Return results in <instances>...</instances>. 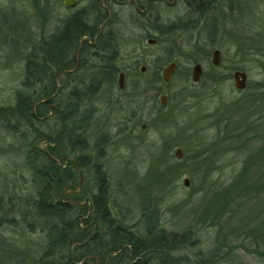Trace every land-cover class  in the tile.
<instances>
[{"label":"rangeland","instance_id":"374dc122","mask_svg":"<svg viewBox=\"0 0 264 264\" xmlns=\"http://www.w3.org/2000/svg\"><path fill=\"white\" fill-rule=\"evenodd\" d=\"M64 1L0 0V108L14 105L32 47L48 39L60 22L87 7L91 0H76L74 9L65 8ZM152 7V16L144 18L130 4L111 5V22L105 28L119 45L123 88L99 94L92 103L96 115L86 129L89 146L95 135L105 134L109 139L100 162L109 184L112 211L116 214L127 209V225L139 231L147 190L158 200L161 228L174 233L189 229L196 236L197 246L181 255L192 259L198 251L207 255L218 249L216 254H220L223 247L226 258L218 264H264V257L249 252L253 246L240 234L245 227L258 223L251 221V215L247 217L251 212L244 206L228 204L223 191L249 154L250 139L243 133L246 121L251 124L252 120L246 105L251 100L247 98L264 99V0L234 1L235 12L223 11L219 18L212 46L202 27L159 35L181 20H187L189 27L199 26L195 18H189L192 7L183 2ZM148 40H154V45L147 44ZM215 50L220 53L217 68L211 66ZM170 56L176 70L164 84L156 75L161 78L166 65L158 73L155 67ZM196 64L201 65L202 73L199 82L193 84ZM235 72L246 75L243 91L234 87ZM46 78L44 74L38 91V105H44L46 114L37 118L35 127L54 143L41 142L37 148L48 154L50 149L56 150L58 177L68 188L70 177L75 175L68 169L72 160L60 143L65 126L45 105L55 97L58 107L66 105L69 91L79 90L78 77H59L57 88H50ZM161 96L166 98L165 106L160 105ZM76 135L79 133L74 132ZM32 137L28 127L17 128L0 120V197L4 201L13 196L35 197L42 188L35 168L45 166L46 161L31 156ZM176 150L181 152V160L176 159ZM85 176L78 175L75 190L64 188L54 194L74 206L86 205L88 200L83 195L88 194L91 184L90 180L85 182ZM184 179H188V187L183 185ZM1 210L0 264H35L45 244L40 222L35 224L7 212L5 207Z\"/></svg>","mask_w":264,"mask_h":264},{"label":"trees","instance_id":"16d2710c","mask_svg":"<svg viewBox=\"0 0 264 264\" xmlns=\"http://www.w3.org/2000/svg\"><path fill=\"white\" fill-rule=\"evenodd\" d=\"M234 1L195 2L188 14L190 19H196L199 26L191 24L189 27L187 20H181L167 26L163 32L159 31V35L202 27L210 39L209 46H212V39L218 35L219 18L223 11L227 14L235 12ZM105 20L107 16L99 0H91L87 7L65 19L51 37L34 45L27 55L21 89L15 96L13 106L0 108V120L12 122L17 128L28 127L32 132L34 144L30 154L34 155L33 158L39 157L46 161L45 166L35 168V176L42 188L39 187L36 196L31 198L13 196L4 201L0 197V211L5 207L7 212L29 218L35 224L40 222L39 229L45 234V244L35 264H218L226 258V251L221 252L223 247L220 254H216L218 249L216 253L207 255L198 251L192 255V259L181 255L197 246L196 236L189 229L174 233L161 228L158 200L152 198L146 189L139 231L127 225V209L123 212L119 210L116 214L112 211L109 184L100 162L102 149L110 144L109 139L105 134L95 135L89 146L86 129L97 112L92 103L102 91L110 94L117 91L116 78L122 72L118 66L119 45L116 37L106 32L98 35L97 32L98 26ZM93 39L94 45H90ZM171 62V56L165 57L164 62L155 67L156 73L162 65ZM72 70L73 74L68 76L78 77L79 90L72 89L66 95L69 106L63 104L59 107V113L52 109L57 122L65 126L60 143L63 144L65 155L72 160L68 169L75 175L70 177L71 184L65 188L63 180L58 177L59 168L52 159L57 160L56 150L50 149L47 155L37 148L41 142H54L39 132L35 124L38 117L46 114L44 105H38L42 76L47 75L48 86L54 88L57 74ZM156 76L159 82L160 75ZM247 99L251 100L246 105L252 120L251 124L246 121L243 133L250 139L249 154L240 166L241 171L223 191L228 204L244 206L243 209L251 212L247 217L251 215V221L258 223L245 227L240 234L253 246L249 252L264 257V99L262 101L260 96L256 100H252L251 96ZM74 132L79 135L74 137ZM93 151L95 153L91 154ZM81 173L87 175L85 182L90 180L91 184L88 194L83 195L88 200L86 205L74 206L57 198L54 192L77 188L78 175Z\"/></svg>","mask_w":264,"mask_h":264},{"label":"flooded vegetation","instance_id":"af4514ba","mask_svg":"<svg viewBox=\"0 0 264 264\" xmlns=\"http://www.w3.org/2000/svg\"><path fill=\"white\" fill-rule=\"evenodd\" d=\"M199 1L203 2V1H209V0H99L101 9L107 15V20L103 21V23H101L98 26L97 32H98V35L103 33V32H105V28H107L108 24H110V22H111V9H110V6L111 5L120 6V5H128V4H130V5H132L134 7V10L138 14V16L147 18V16L151 17L152 14H153V7L152 6L154 4H158V3L159 4H162V3L174 4V3H177V2H183V3H185L187 5L188 8H190L192 6V4H194L195 2H199ZM74 8H72V9H74ZM60 25H61V22H60ZM60 25H59V27H60ZM59 27L54 31V33L59 29ZM44 40H46V38ZM94 42L95 41L93 39L89 44L90 45H94ZM76 58H77V54H76ZM73 72H74V70L67 71V72H61V73L57 74V76L55 77V81H54L55 88H57V84L55 82L59 80V77L68 76L71 73L73 74ZM121 74H123V73H121ZM123 77H124V75H123ZM54 94H56V93L54 92ZM55 98H53L54 100H50V102H48V100H47L48 104H46L45 106H46L47 109H51V110L54 109L55 112L59 113V107H58V104L57 105L55 104ZM49 146L53 148L54 145L52 146V144H51ZM44 152H45V154L48 155L47 151H44ZM52 159H53V161L57 162V160L55 158H52Z\"/></svg>","mask_w":264,"mask_h":264},{"label":"water","instance_id":"95a60500","mask_svg":"<svg viewBox=\"0 0 264 264\" xmlns=\"http://www.w3.org/2000/svg\"><path fill=\"white\" fill-rule=\"evenodd\" d=\"M75 6H76L75 0H65L64 1V7L67 9H72ZM154 43H155L154 40L147 41V44L149 45H154ZM219 61H220V53L218 50H215L212 53L211 66L213 68H217L219 66ZM175 70H176V65L174 63H170L169 65L163 68L161 72V80L164 84L169 83V81L171 80V78L173 77L175 73ZM143 71L144 69H141V72ZM201 73H202L201 65L196 64L192 69V75H191V81L193 84H197L199 82ZM233 80H234V87L237 91H243L245 89L246 75L244 73L235 72L233 74ZM122 83H123V74H120L118 78V89L119 90L123 88ZM159 101H160L161 106H165L166 104L165 96H161ZM174 154L177 160H181L182 154L179 150H176ZM183 185L185 187H188L189 185L188 179L183 180Z\"/></svg>","mask_w":264,"mask_h":264}]
</instances>
